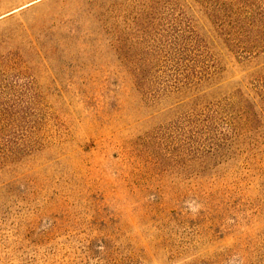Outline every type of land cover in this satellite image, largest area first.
I'll use <instances>...</instances> for the list:
<instances>
[{
	"label": "rangeland",
	"instance_id": "374dc122",
	"mask_svg": "<svg viewBox=\"0 0 264 264\" xmlns=\"http://www.w3.org/2000/svg\"><path fill=\"white\" fill-rule=\"evenodd\" d=\"M217 1L0 0V264H264V175L209 162L201 114L246 64L217 50L225 84L193 101L127 89V29H232Z\"/></svg>",
	"mask_w": 264,
	"mask_h": 264
},
{
	"label": "trees",
	"instance_id": "16d2710c",
	"mask_svg": "<svg viewBox=\"0 0 264 264\" xmlns=\"http://www.w3.org/2000/svg\"><path fill=\"white\" fill-rule=\"evenodd\" d=\"M238 6L237 0H218L206 7L209 18L225 22L232 29H135L134 35L127 29L123 56L125 73L130 78L127 89H139L141 96L159 100L188 94V101L209 97L225 84L221 81L220 87L210 85L220 77V69L215 65L219 56L214 53L219 50V55L226 57L224 51L228 49L236 54L238 62L248 67L245 78L249 76V80L245 83V78L240 79L235 89L205 103L201 114H205L204 129L209 139L206 154L209 162L230 163L233 168L250 151L257 170L264 175V64L261 68L251 67L257 57L264 56V45L250 47L242 41L239 47L230 48L222 47L220 41L224 38L229 43L232 37L246 35L250 26L258 28L257 32L264 37V10L243 17L245 13L233 11ZM195 115L199 116V111L192 109L191 116ZM242 164V168H249L247 163L245 167ZM235 174L234 170L230 179L236 178ZM113 263L117 264L116 260Z\"/></svg>",
	"mask_w": 264,
	"mask_h": 264
}]
</instances>
